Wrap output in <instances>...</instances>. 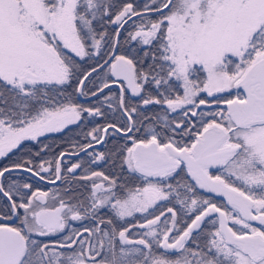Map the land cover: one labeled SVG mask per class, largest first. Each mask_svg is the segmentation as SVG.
I'll use <instances>...</instances> for the list:
<instances>
[{
    "label": "snow or ice",
    "instance_id": "6c2138e0",
    "mask_svg": "<svg viewBox=\"0 0 264 264\" xmlns=\"http://www.w3.org/2000/svg\"><path fill=\"white\" fill-rule=\"evenodd\" d=\"M0 264H264V0H0Z\"/></svg>",
    "mask_w": 264,
    "mask_h": 264
},
{
    "label": "flooded vegetation",
    "instance_id": "af4514ba",
    "mask_svg": "<svg viewBox=\"0 0 264 264\" xmlns=\"http://www.w3.org/2000/svg\"><path fill=\"white\" fill-rule=\"evenodd\" d=\"M80 134H81L80 130L77 129L75 125L70 126L69 130H65V132H63V133H49V134H47V137L45 138V140H42V141L44 143L52 145L53 149H54V151L53 152H49L47 154V156L51 157L53 155H58V153H59V151L61 149L67 147L68 141H69L70 138L79 139L80 138ZM52 137H54V138H52ZM57 145H59V147H57ZM18 175L20 177H23L24 179H29V177L26 174H24V173H20ZM14 178H17V174H14ZM57 183H59V182H57ZM40 186L43 187L45 190H54V186L53 185L42 184ZM213 197L214 198H218V197H215V196H213ZM219 200H221V199H219ZM223 204H224V202H223Z\"/></svg>",
    "mask_w": 264,
    "mask_h": 264
},
{
    "label": "trees",
    "instance_id": "16d2710c",
    "mask_svg": "<svg viewBox=\"0 0 264 264\" xmlns=\"http://www.w3.org/2000/svg\"><path fill=\"white\" fill-rule=\"evenodd\" d=\"M137 2H139V0H137ZM52 138H54V137H52ZM41 140H45V138H41ZM214 201L217 202V203L223 204V202L221 200H219L218 198H214Z\"/></svg>",
    "mask_w": 264,
    "mask_h": 264
},
{
    "label": "water",
    "instance_id": "95a60500",
    "mask_svg": "<svg viewBox=\"0 0 264 264\" xmlns=\"http://www.w3.org/2000/svg\"><path fill=\"white\" fill-rule=\"evenodd\" d=\"M213 196H215V195L213 194ZM215 197H217V196H215ZM218 198L221 199L224 202V204H226V201L224 200V198L222 196H219Z\"/></svg>",
    "mask_w": 264,
    "mask_h": 264
}]
</instances>
